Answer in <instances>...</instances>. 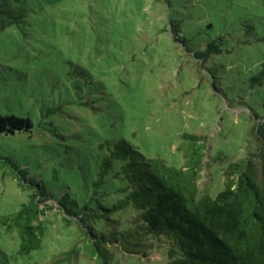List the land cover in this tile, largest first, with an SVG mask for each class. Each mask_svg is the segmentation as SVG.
<instances>
[{
	"label": "rangeland",
	"instance_id": "obj_1",
	"mask_svg": "<svg viewBox=\"0 0 264 264\" xmlns=\"http://www.w3.org/2000/svg\"><path fill=\"white\" fill-rule=\"evenodd\" d=\"M10 2L17 22L0 30V113L29 117L33 128L0 134V152L29 175L88 196L98 144L125 138L180 166L188 132L207 138L198 183L215 194L229 162L254 149L250 128L264 115V82L250 80L264 62L261 0ZM28 192L0 166V216ZM41 218V246L28 255L17 252L16 230L0 223V264L46 263L73 243L70 264L94 262L76 223L66 225L56 207ZM122 221L103 229H124ZM121 243L135 249L131 238L105 244L116 264L166 259L158 240L146 255Z\"/></svg>",
	"mask_w": 264,
	"mask_h": 264
},
{
	"label": "trees",
	"instance_id": "obj_2",
	"mask_svg": "<svg viewBox=\"0 0 264 264\" xmlns=\"http://www.w3.org/2000/svg\"><path fill=\"white\" fill-rule=\"evenodd\" d=\"M10 3L0 0V30L17 22ZM250 80L264 82V62ZM255 118L250 128L256 137L254 149L229 162L223 187L215 194L201 192L199 187L207 138L195 133L182 134L185 159L180 166L145 155L125 138L98 144L102 152L92 159L96 177L88 196L31 176L27 168L0 152V166H7L29 191L27 200L16 210L0 216V223L7 232L16 230L21 255L40 248L46 231L41 216L56 207L66 225L76 223L89 239L86 255L93 259L92 264H116L105 244L117 245L129 238L135 249L121 243L122 248L144 255L158 240L166 253L161 264H264V115L256 114ZM32 128L29 117L0 113V134ZM121 220L123 225L127 223L126 228L110 234L103 229L105 223ZM78 251L73 243L42 264H70Z\"/></svg>",
	"mask_w": 264,
	"mask_h": 264
}]
</instances>
